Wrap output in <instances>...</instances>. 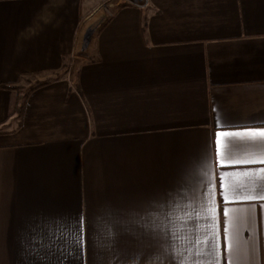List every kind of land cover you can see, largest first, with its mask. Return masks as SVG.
I'll list each match as a JSON object with an SVG mask.
<instances>
[{"label": "crops", "instance_id": "1", "mask_svg": "<svg viewBox=\"0 0 264 264\" xmlns=\"http://www.w3.org/2000/svg\"><path fill=\"white\" fill-rule=\"evenodd\" d=\"M95 4L0 0V264H264V0Z\"/></svg>", "mask_w": 264, "mask_h": 264}, {"label": "rangeland", "instance_id": "2", "mask_svg": "<svg viewBox=\"0 0 264 264\" xmlns=\"http://www.w3.org/2000/svg\"><path fill=\"white\" fill-rule=\"evenodd\" d=\"M122 1L127 2V3H135L133 0H96V4L91 8L90 12L91 13H93V12H101V11H105L106 12V10H108L110 8V6L112 7L116 3H118V2L121 3ZM112 9L113 8H110V10H112ZM84 41L87 42L86 39H84ZM85 42H84V45H85ZM69 62L66 63V64L71 66L73 63H69ZM29 81H30V83H33V81L31 79H28V78H23L22 80L21 79L18 80L16 82L18 84L17 88H22L23 84L25 86H27L26 82H29ZM17 92L18 93H22V92H20V89ZM17 97L19 98L20 94H17Z\"/></svg>", "mask_w": 264, "mask_h": 264}, {"label": "snow or ice", "instance_id": "3", "mask_svg": "<svg viewBox=\"0 0 264 264\" xmlns=\"http://www.w3.org/2000/svg\"><path fill=\"white\" fill-rule=\"evenodd\" d=\"M234 135H241L239 133L234 134ZM250 139L252 140H256L258 141L257 144L254 145V147L256 148V155H258L260 157L259 159V163H264V131H259V132H250L248 134H246ZM244 163H251V162H255L253 160H244L241 161ZM264 171V170H262ZM264 198V197H262Z\"/></svg>", "mask_w": 264, "mask_h": 264}, {"label": "trees", "instance_id": "4", "mask_svg": "<svg viewBox=\"0 0 264 264\" xmlns=\"http://www.w3.org/2000/svg\"><path fill=\"white\" fill-rule=\"evenodd\" d=\"M0 86H1V87L9 88V87H10V84L4 83V84H0Z\"/></svg>", "mask_w": 264, "mask_h": 264}, {"label": "built area", "instance_id": "5", "mask_svg": "<svg viewBox=\"0 0 264 264\" xmlns=\"http://www.w3.org/2000/svg\"><path fill=\"white\" fill-rule=\"evenodd\" d=\"M133 1H134L135 3H137V4H138V2H139V1H141V0H133ZM137 1H138V2H137Z\"/></svg>", "mask_w": 264, "mask_h": 264}]
</instances>
